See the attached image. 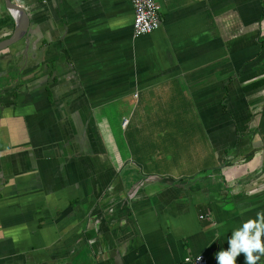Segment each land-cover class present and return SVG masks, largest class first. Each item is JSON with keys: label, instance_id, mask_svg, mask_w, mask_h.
Instances as JSON below:
<instances>
[{"label": "crops", "instance_id": "crops-1", "mask_svg": "<svg viewBox=\"0 0 264 264\" xmlns=\"http://www.w3.org/2000/svg\"><path fill=\"white\" fill-rule=\"evenodd\" d=\"M11 1L0 264H219L264 210V0H156L139 37L131 0Z\"/></svg>", "mask_w": 264, "mask_h": 264}, {"label": "clouds", "instance_id": "clouds-1", "mask_svg": "<svg viewBox=\"0 0 264 264\" xmlns=\"http://www.w3.org/2000/svg\"><path fill=\"white\" fill-rule=\"evenodd\" d=\"M262 236H264V210L257 212L254 218L244 221L242 228H236L233 235L228 238L230 248L221 250L217 254L219 264H236V257L241 251L246 253V264H257L261 256H264Z\"/></svg>", "mask_w": 264, "mask_h": 264}, {"label": "built area", "instance_id": "built-area-1", "mask_svg": "<svg viewBox=\"0 0 264 264\" xmlns=\"http://www.w3.org/2000/svg\"><path fill=\"white\" fill-rule=\"evenodd\" d=\"M134 9L133 34L139 37L157 30L162 23L156 0H131ZM193 264H209L205 255L187 258Z\"/></svg>", "mask_w": 264, "mask_h": 264}, {"label": "water", "instance_id": "water-1", "mask_svg": "<svg viewBox=\"0 0 264 264\" xmlns=\"http://www.w3.org/2000/svg\"><path fill=\"white\" fill-rule=\"evenodd\" d=\"M7 8L17 22L14 33L6 40L0 42V51L20 41L28 30V16L24 9L12 3L11 0H5Z\"/></svg>", "mask_w": 264, "mask_h": 264}, {"label": "rangeland", "instance_id": "rangeland-1", "mask_svg": "<svg viewBox=\"0 0 264 264\" xmlns=\"http://www.w3.org/2000/svg\"><path fill=\"white\" fill-rule=\"evenodd\" d=\"M119 111H120L119 108H112L110 115L107 117L108 124L110 126V129L112 130L111 132H112V136L114 137V139L116 138V133L118 131V128L115 127V121H119V119H120V117L118 115ZM191 119H193V118H191ZM109 120H110V122H109ZM109 135H111V134H109ZM104 136H105V133H104ZM112 136H109L110 140H108V143H109V141H111L113 139ZM118 136H119V134H118ZM181 143H182V145H185V141L181 140ZM185 146H187V145H185ZM185 149L188 150L187 147H185ZM127 150H128V152H130L129 148H127ZM111 151H113L115 153V154H112L111 156L116 158V161L118 158V161L116 163L121 162L123 160V158L126 157L125 152L123 154L122 152H120V149L117 150L115 148H112ZM166 159H167L166 161H169V158H166ZM167 166H169V168H171V165H167Z\"/></svg>", "mask_w": 264, "mask_h": 264}, {"label": "trees", "instance_id": "trees-1", "mask_svg": "<svg viewBox=\"0 0 264 264\" xmlns=\"http://www.w3.org/2000/svg\"><path fill=\"white\" fill-rule=\"evenodd\" d=\"M13 22H14V20L10 15L7 17L1 18L0 19V29L5 27V26L10 25V23H13ZM7 37H9V36H6V38Z\"/></svg>", "mask_w": 264, "mask_h": 264}]
</instances>
